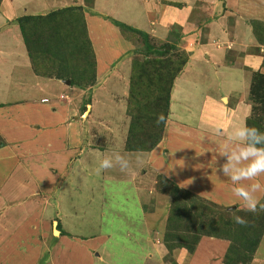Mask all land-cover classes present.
<instances>
[{
  "label": "crops",
  "instance_id": "crops-1",
  "mask_svg": "<svg viewBox=\"0 0 264 264\" xmlns=\"http://www.w3.org/2000/svg\"><path fill=\"white\" fill-rule=\"evenodd\" d=\"M25 1L30 0L0 1V141L3 142L0 146V234H3L6 225H26L25 222L29 220L27 216L22 219L19 215L25 214V209L33 208L35 201H40L41 207L44 205L42 208L45 209L44 193L47 190H44L39 179L48 183V180L57 178L59 172L68 177L71 168L75 167H80L75 173L78 175L83 167L88 166L86 157L91 156L88 151L90 155L87 153L81 157L86 152V147L92 146L90 132L85 130V124L91 122L92 117L90 115L85 120L86 117L79 115L83 95L75 102V86L63 83L62 79L43 77L33 72L16 22L20 16L45 14L54 10V7H83L97 59L95 83L102 77L100 72L105 74L106 71L109 80L113 81L108 92L111 97L117 77L125 75L120 79L124 87L121 96L127 98L130 66L123 65L120 73L114 69L120 63L114 62L116 58L131 56L134 49L115 23L133 27L149 35L154 30L152 36H163L165 40L169 30L165 33L154 25L163 24L168 16L175 17L177 24L184 20L179 23L184 27L180 39L183 43L181 48L188 52L183 70L189 72L187 64L191 61L207 60L214 66L212 71L216 80L220 74L229 76L235 71L239 78L226 84L235 82L236 87L227 90L224 88L226 84L221 83V94L216 99L209 100L207 112L203 111L199 116L196 141L182 143L185 145L180 147L184 149L173 146L170 150V147L162 145L165 140L162 137L158 147H162L161 150L163 147L167 148L168 152H159L170 153L168 157L177 164L189 166L190 160L193 161L192 164H198V182L201 183L198 188L206 190L204 187H208L210 193L206 197L213 196L211 193L218 197L212 202L225 207L236 201L241 204L232 192L233 184L231 190H224L222 186L223 174L219 166L226 163L227 157L221 155L220 150L225 146H233L234 142L230 140L232 131L245 126V119L251 109L247 103L248 90L245 91L250 84V75L240 67L246 61L250 64V60H254V65H262L263 53L253 36L251 21L264 22V0H87L91 2V6L85 0H42L45 7L38 8L39 12L35 8L37 3L28 11ZM199 16L205 19L204 24L197 23ZM256 69L264 73V65ZM180 74L175 78L171 90L167 117L169 119L176 116L181 122L183 116L177 111L180 99L173 95ZM111 97L108 107L113 108L115 101ZM190 111L187 109V112ZM180 122L173 124L174 127H182L180 131L168 128L167 134L178 136L185 131L190 137V133L194 132L193 126H190V130L184 129ZM113 147L115 149L109 150L111 154L118 151L117 146ZM180 153L185 155L181 161L178 159ZM216 176H221V179L216 180ZM258 179L264 183V179ZM257 195L261 201L264 195ZM30 214L33 216L32 212ZM36 219L37 217L32 220L35 222Z\"/></svg>",
  "mask_w": 264,
  "mask_h": 264
},
{
  "label": "rangeland",
  "instance_id": "rangeland-1",
  "mask_svg": "<svg viewBox=\"0 0 264 264\" xmlns=\"http://www.w3.org/2000/svg\"><path fill=\"white\" fill-rule=\"evenodd\" d=\"M85 2L91 6L90 1ZM36 3L35 8L38 12V8L45 7L42 0L25 1V7L31 11ZM84 16L86 18V13ZM192 16L193 14L190 18ZM174 18L168 16L163 24L158 23L154 26L160 27L165 33L166 30H179L181 39L184 27L179 23L184 20L177 24ZM197 23L204 24L205 19L199 16ZM160 29L157 30L161 33ZM87 30L89 33L88 28ZM153 31L149 35L153 37L151 41L159 45L164 41L163 36L155 38L152 36ZM178 46V49H182L183 43L180 40ZM258 46L263 53L261 63L264 65V45ZM137 58L142 59V56L134 52L131 56L122 58L123 60L116 58L114 64H120L114 69L121 73L123 65L129 64L131 67V61ZM250 64L246 61L240 69L249 72L251 79L252 73L260 72V69L256 68L262 65H254V60H250ZM187 65L190 67L189 72H185V69L182 71L173 92V95L180 99L177 111L183 117L180 119L181 122L176 116L169 119L167 117L168 121L165 122L162 132V137L165 138L162 145L170 147V150L173 146L181 148L180 145H185L182 143L186 141L188 143L196 141L199 133L197 127V124H200L199 116L203 111L207 112L209 100L216 99L221 94L219 91L223 86L221 83L226 84L239 78L233 70L229 76L218 75L216 80L212 71L214 66L207 60L191 61ZM99 75L102 77L97 83L86 88L75 87V102L83 95L79 115L86 117L85 120L90 115L92 117L91 122L85 124V130H89V136L91 135L92 146L86 147V152L81 156L84 157L88 151L91 152V156L86 157L88 166L83 167L78 175L75 173L80 167L71 168L68 177L59 172L57 178L48 180V183L44 179H39L44 190H47L44 193L45 209L42 208L44 205L41 207L40 201H35L33 208L25 209V214L19 215L22 219L27 216L29 220L25 222L26 225L5 226L3 231L5 235L0 234V264H224L222 256L228 241L214 240L210 237H203L193 254L189 255L186 251L179 250H174L172 254L167 253L162 244V237L174 196L163 191H171L170 188L178 186L191 192L195 191L194 193L206 200L212 201L218 197L214 193H211L213 196L206 197V194L210 193L208 187H204L206 190L198 188L201 183L198 182L200 174L197 163L192 164L193 161L190 160L189 166L177 164L168 157L170 153L159 152L167 151L165 147L163 150L162 147H158L162 138L150 151L126 153V150L122 149L130 120L126 113V98L121 96L124 87L120 79L125 75L117 77V84L112 88L113 98L108 93L113 81L109 80L106 71L105 74L100 72ZM250 86L249 84L245 90L246 92L248 90V93L245 94L251 107L253 104ZM235 87V82L224 85L227 90ZM110 97L115 101L113 108L108 107ZM255 105L257 113H261L264 107L262 103ZM187 109L191 111L187 112ZM251 111L252 107L249 115ZM178 121L184 129L190 130L192 128L190 126H193L194 132L190 133V137L185 131L178 136L167 134L168 128L176 132L181 130L182 127H174ZM113 146H117L118 151L129 160V168L122 172L117 166L97 174L99 160L104 155H111L109 150L115 149ZM180 154L179 161L185 157L183 153ZM218 178L221 179V176L215 177L216 180H220ZM260 178L264 179V176ZM222 179L224 190H231V181L224 175ZM231 205L242 211L241 204L237 201ZM31 217H34L32 219L37 217L35 222ZM249 264H264V232Z\"/></svg>",
  "mask_w": 264,
  "mask_h": 264
},
{
  "label": "trees",
  "instance_id": "trees-1",
  "mask_svg": "<svg viewBox=\"0 0 264 264\" xmlns=\"http://www.w3.org/2000/svg\"><path fill=\"white\" fill-rule=\"evenodd\" d=\"M16 22L36 75L69 79V84L78 88L95 83L96 57L83 7L74 5L45 14L23 15ZM115 24L124 39L134 47L133 52L142 56V59L131 61L125 105L130 120L124 149L150 151L162 138L171 90L187 62L188 53L178 49L179 30L171 29L166 39L157 45L149 34ZM251 25L256 42L264 45V22L254 20ZM250 85L253 106L245 119V126L264 132V107L261 113L255 109L257 103L264 106V73H252ZM160 115L165 120L157 123ZM1 145L3 142L0 141ZM170 190L163 191L174 196L162 237L168 254L174 250L193 254L199 241L210 237L228 241L222 256L224 264L251 262L264 232V211L259 210V206L255 213L238 211L235 206L219 205L178 186ZM260 203L264 204V196ZM235 216H241L248 223L237 224Z\"/></svg>",
  "mask_w": 264,
  "mask_h": 264
},
{
  "label": "clouds",
  "instance_id": "clouds-1",
  "mask_svg": "<svg viewBox=\"0 0 264 264\" xmlns=\"http://www.w3.org/2000/svg\"><path fill=\"white\" fill-rule=\"evenodd\" d=\"M164 120L163 115L157 117V123ZM230 140L234 142L233 146H225L220 150L227 161L219 170L234 185L232 192L241 202L242 211L255 213L258 206L259 210L264 211V204L260 203L257 195L264 194V183L258 179L264 176V146H258L264 145V132L256 127L239 126L232 131ZM117 166L122 172L130 166L129 160L118 151L104 155L99 160L96 172L100 174ZM245 181L250 183L245 184ZM234 220L240 225L248 223L241 216H235Z\"/></svg>",
  "mask_w": 264,
  "mask_h": 264
},
{
  "label": "water",
  "instance_id": "water-1",
  "mask_svg": "<svg viewBox=\"0 0 264 264\" xmlns=\"http://www.w3.org/2000/svg\"><path fill=\"white\" fill-rule=\"evenodd\" d=\"M166 48H169V46H167ZM62 82L67 84V85L69 84V80L68 79H63ZM53 231L55 232L57 230H53Z\"/></svg>",
  "mask_w": 264,
  "mask_h": 264
},
{
  "label": "built area",
  "instance_id": "built-area-1",
  "mask_svg": "<svg viewBox=\"0 0 264 264\" xmlns=\"http://www.w3.org/2000/svg\"><path fill=\"white\" fill-rule=\"evenodd\" d=\"M61 97H63V95H61ZM43 101H47V99H43Z\"/></svg>",
  "mask_w": 264,
  "mask_h": 264
}]
</instances>
